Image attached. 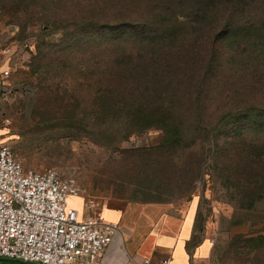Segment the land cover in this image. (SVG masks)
Returning <instances> with one entry per match:
<instances>
[{
  "label": "rangeland",
  "instance_id": "rangeland-1",
  "mask_svg": "<svg viewBox=\"0 0 264 264\" xmlns=\"http://www.w3.org/2000/svg\"><path fill=\"white\" fill-rule=\"evenodd\" d=\"M94 1L0 0V50L13 49L10 58L0 55V62L8 60L12 90L0 108V142L25 168H51L79 187L80 196L66 205L71 220L86 214L88 201L92 215L135 202L167 203L177 211L191 207L189 251L193 257L203 244L206 255L195 264H264V193L239 192L233 178L244 151L264 144V0H219L210 14L217 26L230 14L237 34L232 31L217 60L189 65L182 103L176 98L170 105L196 110L200 124L215 129L209 153L206 139L190 143L192 125L181 138L169 126L128 122L118 108L95 99L97 87L102 89L96 78L102 82L107 65L102 37L122 27L75 26L100 13L88 7ZM184 4L190 12L197 0ZM190 25L197 27L194 14ZM235 224L242 232L232 235Z\"/></svg>",
  "mask_w": 264,
  "mask_h": 264
},
{
  "label": "trees",
  "instance_id": "trees-1",
  "mask_svg": "<svg viewBox=\"0 0 264 264\" xmlns=\"http://www.w3.org/2000/svg\"><path fill=\"white\" fill-rule=\"evenodd\" d=\"M97 1L88 2V7L95 15L100 13L88 22L79 20L74 25L86 23L95 28L114 29L118 26L122 30L102 37L108 47L107 68L100 72L102 82L96 78L102 89L97 87L95 99H102L107 108H118L117 113L128 122L146 121V124L169 126L181 138L186 134L188 137L192 125L195 136L190 143L196 146L198 136L206 139L209 153L215 142V129L201 125V116L196 110L170 105L176 98L182 103L181 95L186 93L182 88L187 86L184 82L189 65L217 60L219 48L225 46L234 31L231 15L219 18L217 26L216 16L210 13L217 11L221 5L219 0H197L190 12L184 7V0H105L103 6ZM192 14L197 27L189 30ZM245 34L248 28L243 31ZM197 80L202 84V78ZM47 90L58 100L57 92ZM180 145H184L182 140ZM243 155L240 172L233 173L237 190L246 192L261 188L260 193H264V144L262 147L252 143ZM191 168L192 164L188 170Z\"/></svg>",
  "mask_w": 264,
  "mask_h": 264
},
{
  "label": "built area",
  "instance_id": "built-area-1",
  "mask_svg": "<svg viewBox=\"0 0 264 264\" xmlns=\"http://www.w3.org/2000/svg\"><path fill=\"white\" fill-rule=\"evenodd\" d=\"M12 53L11 45L0 50L3 58ZM4 61L0 72L8 77V60ZM2 93L8 96L12 90ZM79 196L80 189L72 180L51 168H25L9 146L0 142V258L19 264H102L117 224L92 215V201L85 203L87 212L80 219H69L68 199ZM168 262L167 256L160 264Z\"/></svg>",
  "mask_w": 264,
  "mask_h": 264
},
{
  "label": "crops",
  "instance_id": "crops-1",
  "mask_svg": "<svg viewBox=\"0 0 264 264\" xmlns=\"http://www.w3.org/2000/svg\"><path fill=\"white\" fill-rule=\"evenodd\" d=\"M9 83L10 77L0 72V108L7 97L2 91L9 88ZM100 215L118 228L103 252L102 264H160L167 256L168 264H195L196 259L206 256L203 244L195 250L194 258L189 251L195 221L191 207L177 211L169 209L167 203L135 202L125 208L102 207ZM240 229L232 225L231 234H239Z\"/></svg>",
  "mask_w": 264,
  "mask_h": 264
},
{
  "label": "water",
  "instance_id": "water-1",
  "mask_svg": "<svg viewBox=\"0 0 264 264\" xmlns=\"http://www.w3.org/2000/svg\"><path fill=\"white\" fill-rule=\"evenodd\" d=\"M0 260H11V259H8V258H0Z\"/></svg>",
  "mask_w": 264,
  "mask_h": 264
}]
</instances>
